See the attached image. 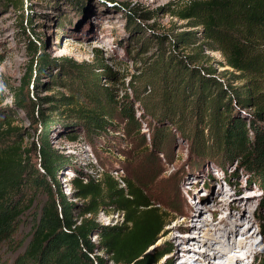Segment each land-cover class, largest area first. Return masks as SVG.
Returning a JSON list of instances; mask_svg holds the SVG:
<instances>
[{
	"label": "rangeland",
	"instance_id": "obj_1",
	"mask_svg": "<svg viewBox=\"0 0 264 264\" xmlns=\"http://www.w3.org/2000/svg\"><path fill=\"white\" fill-rule=\"evenodd\" d=\"M184 1L16 0L13 4L12 0H0L1 112L8 113L13 124L22 128L27 145L38 143L46 134L50 145L67 155V166L62 169L65 176L60 180L69 200L78 204L85 200L75 194L77 188L69 180L78 171L98 179L108 172L121 184L123 178L132 180L154 201L174 207V217L157 241L170 250L160 264H177L188 246H195L201 253L208 248L197 240H204L206 229L196 228L203 219L209 221L207 227L220 229L216 248H208L210 252L218 250L220 255L212 254L206 261L198 259V264L231 262L235 256L232 246L255 231L258 248L238 264H264V195L254 175L235 155L227 160L215 151H198L177 127L156 119L139 101L140 96L154 92L152 62L159 54L174 51L192 59L199 56L192 65H211L218 74L233 71L224 63L216 43L204 37L202 25L179 16ZM183 31H194L196 41H176ZM33 36L38 45L35 53L29 45ZM42 54L46 60L43 66ZM95 54L109 68L111 75L101 74L100 83L111 92L112 105L129 103L134 118L128 123L116 109L112 119L103 115L109 123L104 130L90 135L76 125L74 107L62 104L57 97L75 94L65 83L59 57L88 62ZM32 56L35 69L26 83L23 76ZM18 93L25 98L23 107L17 106ZM39 110L51 118L47 130L37 119ZM236 111L246 119L253 115L250 107H238ZM32 160L38 166L36 155ZM45 199V191H37L12 238L0 243V264H31L22 254L32 232L33 214ZM96 220L101 224L119 223L122 214L114 205L104 204ZM91 238L97 240L99 236L91 233ZM96 253L106 264H113L104 250ZM178 253L181 255L174 257Z\"/></svg>",
	"mask_w": 264,
	"mask_h": 264
},
{
	"label": "trees",
	"instance_id": "obj_2",
	"mask_svg": "<svg viewBox=\"0 0 264 264\" xmlns=\"http://www.w3.org/2000/svg\"><path fill=\"white\" fill-rule=\"evenodd\" d=\"M178 14L202 25L204 37L216 43L224 63L233 71L218 74L211 65H192L199 56L192 59L174 51L159 54L152 62L154 92L140 96L139 101L156 119L177 127L198 151H215L227 160L235 155L254 175L264 195V0H186ZM196 37L194 31H183L176 41L195 42ZM29 45L35 53V36L29 37ZM59 58L65 83L75 94L57 97L62 104L74 107L78 127L94 135L104 130L109 124L106 119H112L116 109L128 123L134 118L130 104L112 105L111 92L100 83L101 74L111 75L101 56L95 54L88 62L70 56ZM40 59L43 66V54ZM32 61L33 56L23 76L26 83L35 69ZM15 100L18 107L25 106L21 93ZM238 107L252 108L253 115L249 119L238 115ZM1 111L0 243L12 238L34 194L43 190L46 199L33 214L32 232L22 254L31 264H106L96 253L101 250L113 264H160L170 250L157 241L173 219L174 207L154 201L132 180L123 178L121 184L108 172L98 179L78 171L69 180L77 188L75 194L85 200L79 204L69 200L60 180L65 176L62 169L67 166V155L52 147L46 134L38 143L27 145L22 128ZM39 115L42 129L47 130L51 118L41 110ZM35 155L38 166L32 160ZM104 204L121 212L119 223L96 220ZM91 233L99 238L93 240Z\"/></svg>",
	"mask_w": 264,
	"mask_h": 264
},
{
	"label": "bare ground",
	"instance_id": "obj_3",
	"mask_svg": "<svg viewBox=\"0 0 264 264\" xmlns=\"http://www.w3.org/2000/svg\"><path fill=\"white\" fill-rule=\"evenodd\" d=\"M203 216H201L202 218ZM207 222H209L207 219H203V222L200 223V225H197V229H202L205 228V234L203 235L204 240L203 241H199V238L197 239L199 243H201L202 245H206L208 248H216V243L219 242L220 239V234H217L218 231H220L219 228H209L207 227ZM246 233V232H245ZM213 243V244H212ZM232 246V244L230 245ZM204 249L201 250V252H197V248L195 246H188L186 247V250L184 251V253L182 254V259L178 260L177 264H198L197 260L198 259H202L203 261H206L207 259L210 260V256L212 254L215 255H220V252L218 250H212L210 252L209 249ZM232 248L234 249V251L232 253H235V256L233 259H231V262H214L213 264H238V261H240L241 259H243V257H246L249 253H253L257 248H258V242H257V238H256V231L253 233H247L245 235V237L243 238V240H241L238 244H236V246H232ZM237 252H243L245 255H241ZM181 254H176L175 256H178ZM219 257V256H218ZM219 258H221V260H223L224 258L222 256H220ZM234 260V261H233ZM205 264V263H203Z\"/></svg>",
	"mask_w": 264,
	"mask_h": 264
}]
</instances>
